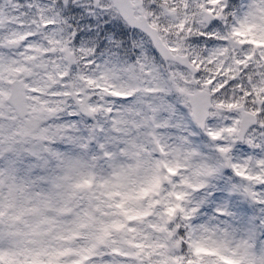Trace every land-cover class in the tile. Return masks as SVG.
Wrapping results in <instances>:
<instances>
[{
    "label": "snow or ice",
    "instance_id": "snow-or-ice-1",
    "mask_svg": "<svg viewBox=\"0 0 264 264\" xmlns=\"http://www.w3.org/2000/svg\"><path fill=\"white\" fill-rule=\"evenodd\" d=\"M0 264H264V0H0Z\"/></svg>",
    "mask_w": 264,
    "mask_h": 264
}]
</instances>
